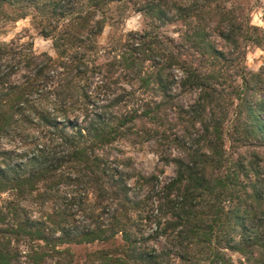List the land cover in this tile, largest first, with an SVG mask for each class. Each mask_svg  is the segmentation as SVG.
<instances>
[{
  "label": "trees",
  "instance_id": "trees-1",
  "mask_svg": "<svg viewBox=\"0 0 264 264\" xmlns=\"http://www.w3.org/2000/svg\"><path fill=\"white\" fill-rule=\"evenodd\" d=\"M114 2L149 22L102 46ZM24 19L53 54L0 40V264H264V68L244 65L264 25L250 10L0 0V35ZM172 23L176 37L160 31ZM145 144L150 174L126 155Z\"/></svg>",
  "mask_w": 264,
  "mask_h": 264
},
{
  "label": "rangeland",
  "instance_id": "rangeland-1",
  "mask_svg": "<svg viewBox=\"0 0 264 264\" xmlns=\"http://www.w3.org/2000/svg\"><path fill=\"white\" fill-rule=\"evenodd\" d=\"M239 7L246 12L247 9L250 10V21L252 25L263 27V7L264 0H235ZM106 26L103 33L99 37V44L104 46L107 39L111 34H121L129 31L141 30L146 27L149 20L144 14L136 11L135 7H132L130 3L127 2H114L111 4L108 14H107ZM149 26V25H148ZM182 30L179 23L166 24L160 27V31L165 32L169 35L175 36ZM20 36L21 41L32 42L33 50L36 53L47 52L53 54L51 47V42L49 40L43 39L37 34V31L30 26L29 20H19L8 29L5 34L0 35V40L7 41L12 37ZM245 68L251 72H256L260 68H264V46L257 47L255 45H249L246 48V57L244 61ZM263 96V95H262ZM194 99L193 94L185 95L183 97V103L185 105L192 102ZM230 104V102H227ZM234 107L230 106L227 113L225 122V132L235 136L231 130V125L234 123ZM226 144L229 145L230 142L226 138ZM127 156H129L134 164V167L143 174H150L155 172L157 168L161 167L159 164L157 156L152 151V146L150 144H145L142 146L127 149ZM164 173L161 177L162 181H168L173 177V167H164ZM88 249H93L94 247H86ZM73 251L77 255H83V248H73ZM85 260H78V264H84Z\"/></svg>",
  "mask_w": 264,
  "mask_h": 264
}]
</instances>
